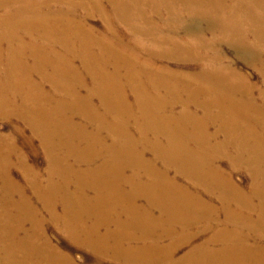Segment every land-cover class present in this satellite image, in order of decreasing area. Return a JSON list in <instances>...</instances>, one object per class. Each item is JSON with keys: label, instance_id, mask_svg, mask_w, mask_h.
Returning <instances> with one entry per match:
<instances>
[{"label": "bare ground", "instance_id": "obj_1", "mask_svg": "<svg viewBox=\"0 0 264 264\" xmlns=\"http://www.w3.org/2000/svg\"><path fill=\"white\" fill-rule=\"evenodd\" d=\"M10 119L0 264H264V0H0Z\"/></svg>", "mask_w": 264, "mask_h": 264}, {"label": "rangeland", "instance_id": "obj_2", "mask_svg": "<svg viewBox=\"0 0 264 264\" xmlns=\"http://www.w3.org/2000/svg\"><path fill=\"white\" fill-rule=\"evenodd\" d=\"M90 24L93 26L96 25V27H98V28L101 27V21L98 19L90 20ZM226 52H227V55L229 57H232V55L229 51H226ZM232 60L233 59L231 58V61ZM234 67L238 71H240L241 73L247 74L252 82L259 84V81H260L259 76L250 67H247L244 63H242L239 60H235ZM10 120L0 121V132H2L3 134H8L11 131V125L15 122V120H13V119H10ZM35 141H34V145L37 144V141L36 142ZM43 157L44 156H43L42 152L40 150H38V151H36L35 154H29V161L33 166L37 167L38 169H40V168L43 169V166L45 164V160ZM223 165L226 166V162H224ZM237 171L236 170L233 171V174H232L233 180L235 182L239 183L244 189H247V186L249 183L248 182V176L246 175V173H244L242 171H239V170H237ZM19 176L21 177L19 171L14 169L12 172V177L16 181L20 182V181H22V179ZM53 230L54 229H52V227H49L47 229L48 237L53 244L59 245L63 250H65V252L69 253L77 261H81V262L87 261V262H84L86 264L91 263L90 261H92L94 259L93 255L91 253L84 251V250L76 249L75 247H73V245H71L65 239V237L63 238L62 235L60 236V234L57 231H55V230L53 231ZM185 251H186L185 249L180 250L178 253V256H181ZM102 264H109V263L103 262Z\"/></svg>", "mask_w": 264, "mask_h": 264}]
</instances>
